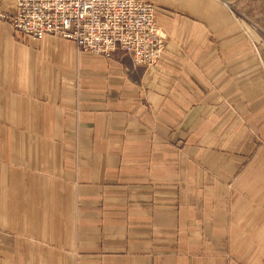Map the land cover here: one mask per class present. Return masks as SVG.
<instances>
[{
    "label": "crops",
    "instance_id": "crops-1",
    "mask_svg": "<svg viewBox=\"0 0 264 264\" xmlns=\"http://www.w3.org/2000/svg\"><path fill=\"white\" fill-rule=\"evenodd\" d=\"M144 1L151 67L0 18V264H264V30Z\"/></svg>",
    "mask_w": 264,
    "mask_h": 264
},
{
    "label": "built area",
    "instance_id": "built-area-1",
    "mask_svg": "<svg viewBox=\"0 0 264 264\" xmlns=\"http://www.w3.org/2000/svg\"><path fill=\"white\" fill-rule=\"evenodd\" d=\"M8 18L16 32L70 40L79 50L112 59L117 52L151 67L161 59L167 34L157 25L155 7L144 0H17Z\"/></svg>",
    "mask_w": 264,
    "mask_h": 264
},
{
    "label": "rangeland",
    "instance_id": "rangeland-1",
    "mask_svg": "<svg viewBox=\"0 0 264 264\" xmlns=\"http://www.w3.org/2000/svg\"><path fill=\"white\" fill-rule=\"evenodd\" d=\"M225 1L237 17L250 21L256 29L264 30V0L256 5L250 3L252 0Z\"/></svg>",
    "mask_w": 264,
    "mask_h": 264
},
{
    "label": "trees",
    "instance_id": "trees-1",
    "mask_svg": "<svg viewBox=\"0 0 264 264\" xmlns=\"http://www.w3.org/2000/svg\"><path fill=\"white\" fill-rule=\"evenodd\" d=\"M262 1L263 0H252L250 3H252L253 5H256V4H258V3L262 2Z\"/></svg>",
    "mask_w": 264,
    "mask_h": 264
},
{
    "label": "bare ground",
    "instance_id": "bare-ground-1",
    "mask_svg": "<svg viewBox=\"0 0 264 264\" xmlns=\"http://www.w3.org/2000/svg\"><path fill=\"white\" fill-rule=\"evenodd\" d=\"M1 18V17H0Z\"/></svg>",
    "mask_w": 264,
    "mask_h": 264
}]
</instances>
